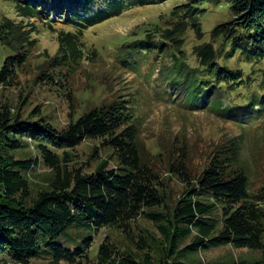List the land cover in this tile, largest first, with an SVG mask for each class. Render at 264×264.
<instances>
[{"label":"trees","instance_id":"obj_1","mask_svg":"<svg viewBox=\"0 0 264 264\" xmlns=\"http://www.w3.org/2000/svg\"><path fill=\"white\" fill-rule=\"evenodd\" d=\"M11 1L21 20L4 17L0 21V46L12 51L0 62V84L8 86L27 61L26 45L35 42L30 40L33 31L27 29L33 24L24 20H46L43 23L58 33L59 54L53 66L73 67L84 58L83 38L89 28L165 0ZM209 7L225 8L226 16L204 40L203 19ZM170 15L165 27L147 32L144 41L127 44L121 63L141 67L144 54L135 58L133 48L148 49L145 55L156 53V64L161 53L168 58L160 68L161 78L155 80L161 98L169 96L177 100L176 105L202 107L241 123L264 118V0H190L175 6ZM59 23L64 28H56ZM189 31L201 42L187 41ZM237 57L258 67H250L247 73L231 62ZM243 90L252 91L236 101L233 94ZM139 119L131 96L95 105L64 127L46 116L22 119L11 106L0 104V263L29 264L44 258L47 264H91L88 242L71 249L56 242L57 235L71 225L130 234L139 217L155 223L169 248L142 254L157 247V235L140 229L136 247L120 250L108 240L102 243L96 264L264 263L224 262L220 257L204 261L201 256L225 247L264 251V182L255 184L242 139L213 145L197 173L191 168L190 149L180 148L177 156L172 151L165 159L168 168L186 187L175 209L159 211L166 196L156 168L144 155ZM27 138L36 141L40 157L17 155L29 147ZM85 141H98L112 150L91 171L72 164V151ZM114 158L117 164L111 167ZM41 164L50 169L48 185L32 197L30 173ZM187 239L192 240L180 248ZM138 247L142 251L135 250Z\"/></svg>","mask_w":264,"mask_h":264},{"label":"rangeland","instance_id":"obj_2","mask_svg":"<svg viewBox=\"0 0 264 264\" xmlns=\"http://www.w3.org/2000/svg\"><path fill=\"white\" fill-rule=\"evenodd\" d=\"M189 1H159L156 4L131 9L121 16L92 26L83 38L84 58L73 67L53 66V59L59 54L58 33L43 23L46 20H24L25 24H33L27 25V29L33 31L30 34V40L35 42L33 45H26L27 61L19 70L13 83L9 86L0 84V104L11 106L14 115L22 119L32 121L46 116L56 126L64 127L72 119H78L87 109L102 102L110 103L119 96L135 98L141 122V146L150 164L156 168L166 196V202L156 209L159 211L169 212L175 209L179 197L185 190L186 185L182 183L178 174H173L169 170V164L166 161L172 151L177 156L180 148L191 150V168L194 173H197L206 164L205 155L213 149V145L216 147L229 139L238 137L242 139L243 145L245 144L244 158L250 164V174L255 184L261 185L264 182V118L254 123H241L225 119L219 113L206 111L202 107L189 109L180 104L176 105L177 100L173 101L169 96L161 98L159 92H155L157 88L155 80L161 78L160 68L163 62L168 61V58H164L161 53H158L160 63L156 64V53L145 55L148 49L133 48L131 55L135 58L136 55L144 54L140 59L141 67L139 66L138 69L137 67H125L121 63L124 59L123 50L126 48L128 51L127 44L138 39L144 41L147 32L165 27L170 20L172 9ZM225 16V8L209 7L203 19V27L207 32L204 40L210 39V32L225 20ZM4 17L16 21L21 20L16 15L14 3L11 0H0V21ZM47 17L48 15H45V18ZM55 26L59 29L64 28L62 23ZM186 40H192L194 43L201 42L190 31ZM11 52L9 48L0 46V62ZM127 59L131 60L130 56H127ZM192 59L194 57H191ZM231 62L244 68L247 73L250 67H258L256 64L251 66L238 57ZM169 64H171L170 61ZM162 82L161 80L160 83ZM250 91L252 90L235 93L233 98L236 101L242 100L245 98L242 94L246 96ZM27 140L29 147L17 152V155L31 159L40 157L36 141L28 138ZM96 146L99 149L92 156ZM247 147L250 149L249 152L253 153L252 155ZM159 151L162 156L158 154ZM110 154L112 150L101 146L98 141H85L72 151V164L83 166L91 171L98 162L103 158H108ZM116 164L117 161L114 158L111 167ZM49 177L50 169L44 164L30 173L32 197H36L40 190L47 187ZM140 229H149L157 235V247L146 248L144 251L138 247L135 250L142 251L145 255L155 249L169 248L167 241L157 232L155 223L145 217L137 218L134 222V231L130 234L114 228L96 230L92 227L71 225L57 235L55 240L71 249H76L88 242V249L92 262H94L91 264H96V254L102 243L108 240L110 243H115L120 250H124L127 246L136 247V240L141 233ZM191 240L187 239L181 243L180 248L190 243ZM41 245L45 246L44 240L41 241ZM123 246L126 247L123 248ZM201 256L204 261L220 257L224 262L233 260L248 263L264 262V251L237 250L230 247L202 252ZM47 263V259L34 258L29 264ZM0 264L18 263L7 261V263L1 262ZM61 264H66V262Z\"/></svg>","mask_w":264,"mask_h":264},{"label":"bare ground","instance_id":"obj_3","mask_svg":"<svg viewBox=\"0 0 264 264\" xmlns=\"http://www.w3.org/2000/svg\"><path fill=\"white\" fill-rule=\"evenodd\" d=\"M255 128H256V127H255ZM247 129H248V128H247ZM252 136H253V134H252ZM252 136H251V137H252ZM247 137H248V136H247ZM251 137H250V138H251ZM254 137H255V136H254ZM256 138H257V137H256ZM228 139H229V138H228ZM257 139H258V138H257ZM257 139H254V141H255V140L257 141ZM251 140H252V139H250V141H251ZM239 141H240V139H239ZM256 141H255V142H256ZM257 142H258V141H257ZM242 143H243V142H242ZM251 143H253V141H252ZM242 145H243V144H242ZM244 146H245V144H244ZM251 146H252V145H251ZM251 146H250V147H251ZM252 147H253V146H252ZM247 148H248V147H247ZM244 149H245V148H244ZM248 149H249V148H248ZM249 151H250V149L248 150V152H249ZM249 153L251 154V152H249ZM252 154H253V153H252ZM252 154H251V155H252ZM230 164H231V162H230ZM231 165L233 166V163H232ZM235 168H236V167H235ZM235 170H236V169H235Z\"/></svg>","mask_w":264,"mask_h":264}]
</instances>
